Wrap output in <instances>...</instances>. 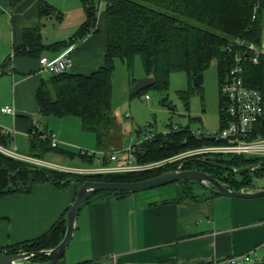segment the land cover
<instances>
[{"label":"crops","instance_id":"1","mask_svg":"<svg viewBox=\"0 0 264 264\" xmlns=\"http://www.w3.org/2000/svg\"><path fill=\"white\" fill-rule=\"evenodd\" d=\"M42 1L51 4L49 0ZM40 2L21 0L13 5L11 0H0V133L3 134L1 129L5 128L16 130L13 141L3 134L6 140L2 143L13 148L15 142L18 152L30 157L38 154L39 150L32 147L36 139L29 135L38 123L40 136L43 132L55 134L60 141V153H48L40 160L44 167H89L80 158H71L68 154H77L84 147L96 150V135L83 129L80 118L81 121L72 116L58 119L39 113L37 91L41 82L48 79L39 72V59L42 56L54 58L70 49L71 72L90 75L98 71L105 61L107 21L104 12L97 14L95 30L73 47L44 49L41 57L14 56V51L22 45L25 27L40 22L42 42L48 46L68 43L85 22V12L79 7L76 28L59 26L49 31L54 16L41 18ZM62 20H57V24ZM5 106L13 107L15 116L2 114ZM38 139L40 141V137ZM95 162L98 164V160ZM196 190L198 188L193 185L189 196L184 184L173 183L124 196L97 193L79 211L64 264L94 260L109 264H170L171 261L196 264L214 263L248 253H252L253 260L264 256V197L230 198ZM76 195L74 182L66 188L41 182L28 192L1 197L0 248L47 234L70 208Z\"/></svg>","mask_w":264,"mask_h":264},{"label":"trees","instance_id":"2","mask_svg":"<svg viewBox=\"0 0 264 264\" xmlns=\"http://www.w3.org/2000/svg\"><path fill=\"white\" fill-rule=\"evenodd\" d=\"M20 1L11 0V3L17 5ZM104 1H106V10L103 15L107 21V49L104 65L90 75L68 71L59 76H51L41 82L37 91L39 113L43 117L80 118L83 129L96 135L97 152L120 149L118 141L121 129L111 104L112 77L116 60L126 63L131 86H134L137 82L133 75L134 63L139 58L145 76L155 78L153 86L149 88L166 93L173 73H185L192 85L195 78L203 75L214 61L218 66L222 87L238 55L243 58L241 63L245 84L260 90L264 95V52L260 54L258 64H253L248 59L252 56L249 47L262 45L264 0ZM81 3L86 19L68 43L57 42L48 46L44 45L41 35L42 24L37 22L23 29V42L14 51V56L41 57L44 49L54 50L75 46L87 34L95 30L98 20L96 1L81 0ZM39 14L41 18L56 16L58 20L63 19L53 5L42 0L39 4ZM199 88L201 86L192 85L188 90L179 92L180 98L186 102L187 106L190 95ZM143 92L144 90L131 95L137 97ZM223 108L224 101L221 93L220 129L223 127ZM196 120L193 119V121ZM259 125L260 132L264 136V121L262 120ZM32 131L33 129L29 133ZM39 133L37 131L35 136H31L36 139L32 143L33 149L39 150V153L33 154L32 157L41 160L48 153H60L58 148L51 146L46 133L43 132L42 136ZM39 137L40 141H38ZM5 140L6 137L0 133V143ZM213 144L215 142L212 140L197 139L189 127L172 129L167 133H157L153 138L135 145L137 163L147 164L183 151ZM68 155L71 158H80L90 166L97 165L95 161L99 158L96 153L86 155L82 151L79 154ZM101 162L107 164L105 159H101ZM183 162H186L183 169L193 170L194 166L202 168L203 170L200 171L209 173L233 190L254 186L252 177L255 174L264 177V158L248 159L233 156L212 158L207 155ZM211 163L229 165L237 169L252 165L261 166V168L256 169L255 173L247 172L241 175L230 172L225 177L226 171L211 166ZM178 165L156 171L80 175L14 160L0 154V198L14 192H28L33 185L41 182H50L62 188L74 182L77 185L78 194L85 181L140 182L175 170ZM182 184L185 185V191L190 196L193 185L197 183L182 182ZM109 193L117 196L128 195V193ZM90 199L84 205L88 204ZM67 211L47 234L12 247L0 248V255H16L20 252H37L57 247L66 232L64 217ZM48 261L47 257L32 259L34 263ZM58 264H64V256ZM78 264L109 263L94 260ZM170 264H177V262L171 261ZM248 264H264V256Z\"/></svg>","mask_w":264,"mask_h":264},{"label":"rangeland","instance_id":"3","mask_svg":"<svg viewBox=\"0 0 264 264\" xmlns=\"http://www.w3.org/2000/svg\"><path fill=\"white\" fill-rule=\"evenodd\" d=\"M49 1L56 7L58 13H61L63 17V20L59 25L57 24L59 23L57 21V17L54 16L51 19L53 20V22L50 23L48 27L49 31L51 29H56L59 26L66 27V29L70 30H73V28H76L75 26H78L77 22L80 17L79 13H77V9H79V7L83 9L81 0ZM95 1L97 4V8L99 7L100 3H102L101 13L105 12L106 1ZM101 13L98 12L97 14L100 15ZM53 25H55V27ZM67 25L69 27H67ZM263 41L264 30L262 45ZM262 45L255 46V49H249L250 51H252L251 55H256L257 52L262 50ZM43 74L46 78L51 77L50 74ZM133 75L137 80L145 77V73L143 71V67L139 58L135 60ZM203 76L204 82L201 85V88L194 90L190 95L188 106L186 105V102L180 98L179 92L188 90L192 85L194 86V81L191 85V82L185 73H173L171 75L169 87L166 93L159 92L154 88H147L140 96L134 97L131 95L133 86H131L130 83V76L127 70L126 63L121 60H116L112 77L111 104L114 116L116 117L117 123L121 129L118 141L119 146L121 147L119 150L128 149L129 147L135 146L144 141L151 135L157 133H167L172 129L176 130L178 128L183 129L189 127L193 132L198 131L200 128L203 130L218 132L221 128V86L216 61H214L210 65L209 69L203 74ZM145 96H149V99L146 100ZM164 99L167 100L164 101ZM72 117L81 121L78 117ZM60 118L63 117H58V119ZM193 119L197 120L193 121ZM18 144L21 145L20 141H18ZM82 149L89 150L90 152L98 151L97 148L96 150L87 149L85 147ZM82 149H80V151ZM80 151L77 152V154H79ZM22 152L27 151L22 150ZM184 152L186 151L177 153L166 159L150 162L152 164H160L159 166H156L150 170H161L173 165H178L179 163L181 164L183 163V161L192 159L188 157L180 160L175 159V157L180 156ZM210 157L214 158V155ZM192 169L203 170L202 168H197L196 166L192 167ZM251 172L255 173L256 170ZM227 173H230V171H226L225 177L228 175ZM252 182L253 184H255V186L264 185V177L256 176L255 174L252 177ZM194 186L198 188V190H196L197 193L207 192L197 184H194Z\"/></svg>","mask_w":264,"mask_h":264},{"label":"built area","instance_id":"4","mask_svg":"<svg viewBox=\"0 0 264 264\" xmlns=\"http://www.w3.org/2000/svg\"><path fill=\"white\" fill-rule=\"evenodd\" d=\"M101 8L102 3H100L97 8L99 13H101ZM249 49H255V46L251 45ZM263 52L264 41L262 50L257 52L256 55L249 56L250 58L248 59H250L253 64H258L260 54ZM247 55L248 54H246V56ZM242 60V57L236 55L235 63L229 70L228 76L221 87V93L224 101V119L222 129L215 132L200 128L198 131L193 132V135L197 139L212 140L215 144L188 150L180 156L175 157L176 160L207 155L246 158L251 156L252 158H264V136L260 132L259 125L262 120L264 121V95L260 90L251 88L245 84L243 78L244 69L241 63ZM72 68L73 60L71 58L70 49L54 58L42 56L39 59L40 73H47L51 76H59L70 71ZM145 99L148 100L149 96H145ZM1 112L4 115L15 116V109L11 106L3 107ZM38 126L39 124L36 123L33 127V131L29 134L30 136L36 135ZM1 132L8 136L12 141L15 139V129H1ZM154 135H151L144 141L153 138ZM48 139L50 140L53 148H59L60 141L55 134H49ZM13 143V148H8L4 144L0 143V154L14 160L43 166L44 163L40 160L18 152L17 146H15L16 143ZM81 151L86 155H93L96 153L99 157L97 158V166L93 165L77 169L56 170L80 175H106L114 173L148 171L160 165L152 163H137L135 146L129 147L125 150H112L108 152L92 153L87 150ZM101 159H105L107 164H103ZM252 261V253H248L241 257H229L222 261H216L212 264H248Z\"/></svg>","mask_w":264,"mask_h":264},{"label":"water","instance_id":"5","mask_svg":"<svg viewBox=\"0 0 264 264\" xmlns=\"http://www.w3.org/2000/svg\"><path fill=\"white\" fill-rule=\"evenodd\" d=\"M154 82L155 78L153 76H146L139 79L133 86L132 93L136 94L139 91L145 90L153 86ZM203 82L204 76L200 75L195 78L194 86H201ZM247 158L252 159L251 156ZM185 163L186 162L179 164L175 170L140 182L115 183L85 181L81 185L74 202L64 217V220L66 221V232L63 240L57 247L37 252H20L16 255H0V264H58L65 255V252L73 239L76 229V220L80 209L90 198L99 192L106 191L134 194L153 190L173 183L195 182L211 195L240 199H258L264 197V185L243 187L240 190H233L207 172L183 169ZM211 166L225 171L234 172L236 175H241L261 168V166L252 165L237 169L229 165H216L213 163H211ZM38 257H47L49 261L45 263L32 262V259Z\"/></svg>","mask_w":264,"mask_h":264}]
</instances>
